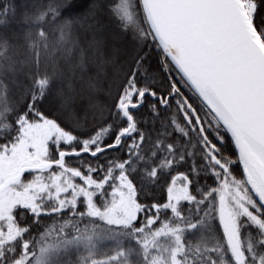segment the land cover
Returning a JSON list of instances; mask_svg holds the SVG:
<instances>
[{
  "label": "snow or ice",
  "instance_id": "obj_1",
  "mask_svg": "<svg viewBox=\"0 0 264 264\" xmlns=\"http://www.w3.org/2000/svg\"><path fill=\"white\" fill-rule=\"evenodd\" d=\"M28 6L0 0V30L18 16L27 25ZM216 9L242 41L264 45V0H123L118 18L100 0H47L36 18H48L36 27L43 57L36 49L18 87L0 92V264H41L28 234L44 216L71 209L131 225L201 177L212 195L229 194L235 229L221 231L232 264H264V168L245 151L264 159V139L234 119L193 55L214 54ZM162 177L161 201L142 204L143 182ZM25 211L31 223L20 222Z\"/></svg>",
  "mask_w": 264,
  "mask_h": 264
},
{
  "label": "trees",
  "instance_id": "obj_2",
  "mask_svg": "<svg viewBox=\"0 0 264 264\" xmlns=\"http://www.w3.org/2000/svg\"><path fill=\"white\" fill-rule=\"evenodd\" d=\"M25 2L29 5L27 11L30 10L28 24L21 23L18 16L17 20L5 29H8V33H19L17 41L22 39L21 46L17 48L25 51L27 61H30L36 49L41 52L40 43L45 52L46 41L36 35V18L41 11L35 10L33 13L34 2ZM83 2L86 3V0ZM121 2L122 0H104L103 5L107 9L105 15L118 18L117 7ZM0 31L3 32L4 29ZM2 34L0 43L5 39ZM54 39L50 37L47 41L48 51L51 50ZM10 42L12 44L11 38ZM15 49L12 50L13 53ZM22 56L21 53L20 58ZM209 111L216 116L210 109ZM216 118L219 119L217 116ZM220 130L222 134L225 131L223 126ZM224 148L231 153L230 141H226ZM166 179L162 177L154 187L145 180V187L141 189L139 197L141 203H159ZM228 195L224 190H218L216 195H212L201 177L199 186L194 180L187 195L177 201L173 208H162L154 216L151 210L139 212L138 221L131 225L110 224L100 216L71 215L69 209L42 217L39 224L32 225L28 237L34 239L33 247L41 264H176L177 261L179 264H232L231 255L224 246L225 235L221 231L222 211L225 216L229 215L234 225L236 224ZM97 203L101 208L111 207L107 201ZM53 206L54 201H44V207ZM149 217H153L155 222H150ZM20 222L31 223L26 211ZM193 225L195 227H192ZM240 235L246 245L247 230H242ZM69 238H73L72 243H67ZM252 243H255L254 237ZM41 249L44 251L41 252Z\"/></svg>",
  "mask_w": 264,
  "mask_h": 264
},
{
  "label": "water",
  "instance_id": "obj_3",
  "mask_svg": "<svg viewBox=\"0 0 264 264\" xmlns=\"http://www.w3.org/2000/svg\"><path fill=\"white\" fill-rule=\"evenodd\" d=\"M215 11L214 54L209 56L205 49L198 48L193 55L210 82L225 98L234 119L243 122L253 135L264 139V117L261 116L264 109L260 105L264 98V45L258 39L251 45L242 41L219 15L220 10ZM257 50L259 54H256ZM245 151L253 167L264 168V159L246 144Z\"/></svg>",
  "mask_w": 264,
  "mask_h": 264
},
{
  "label": "rangeland",
  "instance_id": "obj_4",
  "mask_svg": "<svg viewBox=\"0 0 264 264\" xmlns=\"http://www.w3.org/2000/svg\"><path fill=\"white\" fill-rule=\"evenodd\" d=\"M34 1L35 0H32V3ZM103 2H104V0H100V3L103 4ZM122 2H123V0H122ZM121 3H120V5H121ZM34 4H36V7L32 10V12L35 13V10H39V11L42 12V11H45V9L47 7V0H36L34 2ZM39 4H40V6H37ZM29 12H30V10H28V13ZM104 15H105V13H104ZM37 23H38V26L40 24H43L45 27H48V18H47V16L45 17V19L43 21L37 20ZM1 34H2V38H3V35L5 36V39H3L2 40L3 42L0 43V80L3 81L2 83H0V92H4L6 90V88H5L6 85H7L8 89H12V88L18 87L17 85L13 84L12 81H13L14 78H16V79H21L22 78L20 76V74L16 70L21 68V66H22L21 62L22 61H27V58H26L25 51H21V50L18 49L21 46L20 42H21V39H22V38H20V40L17 41V39L19 38V35H18L19 33H16V34L15 33H13V34L12 33H8V29H4L3 32L0 31V35ZM9 37L12 40V44L10 42V38ZM18 42H19V44H18ZM39 47L41 49V53H42V57H43L45 52L43 50V47H42L41 43L39 44ZM12 48L13 49L16 48L14 50V53L12 52V50H13ZM21 53L23 54V56L20 58V54ZM42 64H43V62H42ZM41 67L43 68V66H41ZM3 107H4V105L2 103H0V109H2ZM187 193H188V189H182L181 192L177 193L178 199H174L173 202L168 207L173 208L174 204L177 201L181 200L185 195H187ZM124 218L125 217H123V216H115V215L109 214L107 220L104 219V218L103 219L106 222H108V220L115 221V220L124 219ZM221 221H222L223 226H225L229 232H233L234 231V229H235L234 222L231 220L229 215L225 216L223 211H222ZM108 223H110V222H108ZM110 224L123 225L125 223L112 222Z\"/></svg>",
  "mask_w": 264,
  "mask_h": 264
}]
</instances>
